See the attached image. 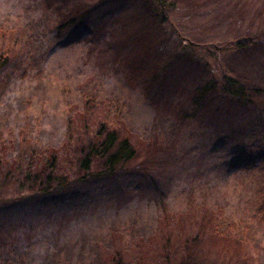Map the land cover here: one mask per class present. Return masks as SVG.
<instances>
[{"label":"rangeland","instance_id":"obj_1","mask_svg":"<svg viewBox=\"0 0 264 264\" xmlns=\"http://www.w3.org/2000/svg\"><path fill=\"white\" fill-rule=\"evenodd\" d=\"M89 1L97 0H69L59 11L58 0H0V51L22 56L0 76V175L14 184L3 200L28 194L16 190L28 174L80 177L74 143L101 125L131 143L135 162L159 164L49 205L36 198L4 208L0 264H264V127L251 109H227L231 99L194 103L205 82L218 92L239 73L264 88L260 50L254 63L235 60L238 43L261 44L264 0H161L179 7L155 57L140 19L129 24L131 9L96 24L95 36L64 29L71 42L58 43L74 3ZM123 37L129 50H111ZM183 46L194 60L174 57ZM255 101L264 105V96Z\"/></svg>","mask_w":264,"mask_h":264},{"label":"trees","instance_id":"obj_2","mask_svg":"<svg viewBox=\"0 0 264 264\" xmlns=\"http://www.w3.org/2000/svg\"><path fill=\"white\" fill-rule=\"evenodd\" d=\"M59 11L69 0H58ZM139 2L138 6H135V3ZM178 2H173L171 5H166L161 0H97L89 2L74 3L71 16L68 18V28H65L66 24H60L56 28V35L59 34L58 43L69 44L71 40L64 38L65 35L62 32L64 29H67V32H74L76 35H82L85 31L94 32L97 31L96 24H99L107 19H119L122 12L131 9L132 16L130 20L140 19L142 22V34L139 36L141 39H151V47L148 50V53L155 56H159V48L167 40L165 30L163 26L169 21V14L174 13L178 9ZM191 7V6H190ZM188 7V8H190ZM119 13V15H116ZM116 15V16H115ZM129 22L130 25L137 22ZM170 22V21H169ZM128 25L124 26L126 28ZM149 29V33L147 32ZM64 30V31H65ZM164 30V33H163ZM67 35V34H66ZM69 35V34H68ZM99 36L92 39L91 43L97 42ZM128 37H123L120 40L117 39L119 45L113 44L110 47L111 50L116 51L117 53L121 51L122 48H126V44L129 42ZM258 43L260 45L256 46L253 44L250 46H243L244 44L238 43L237 50H240V56H236L235 60L241 59L250 61L249 57L257 56L253 54L254 49L260 50L264 54V32L259 34ZM146 43V42H145ZM181 44V43H180ZM183 49V50H182ZM188 49V50H185ZM125 50H129L126 48ZM124 50V53H125ZM189 47L183 46L180 51H177L174 55H179L180 60L188 59L194 60L196 55L194 50L191 51ZM244 51V52H242ZM248 52V53H246ZM33 56V55H32ZM31 56V57H32ZM125 57V56H124ZM126 59L131 61L130 68L133 67V56H126ZM22 59V56L15 55L13 52H4L0 51V76L6 71L13 67L16 62ZM151 61V58H149ZM255 60H252L250 63H254ZM34 65V63L32 64ZM145 65L143 64V70ZM165 69H162V72H165ZM235 77L225 78V80L219 85L220 89L217 92L216 83L212 82L211 84H203L202 88L197 91V96L194 98V103L196 107L198 106H217L218 104H226L225 101H235L230 102V104L224 105L227 109H238V108H247L255 111L257 114L255 119V125L264 127V105L259 104L256 99L260 96H264V88L261 85L262 82H259L258 77L246 78L244 75L239 73ZM263 80V79H262ZM1 87V84H0ZM219 94V95H218ZM226 109V110H227ZM67 129L71 128L70 125ZM70 142H73L69 138ZM75 142V141H74ZM85 142V144H83ZM76 152L80 155L78 164L79 171L81 173L80 177L75 178L74 180L67 181L64 176L60 174H50L46 178H41L38 174L35 175H26L22 182L17 184V191L21 193L22 190H28V194L19 195L18 199L13 202H6L3 198H6V189L11 188L12 176L5 174L0 175V211L6 207L14 206L17 204L24 203L30 199H39L44 201L45 205L55 203L57 199L66 197L69 194H75L77 191L85 188L87 186H97L103 182H106L110 185L114 183V179L117 176H121L123 173H126L129 170L133 169L132 176L133 178L139 177L142 174L144 167L147 171L151 170V167H154L159 163L158 158L146 159L143 164L135 162L137 159V152L131 146V143L127 139H122L118 132L108 130L104 125H101L98 132L95 134L94 138H82L81 143L78 144ZM161 149L157 153V156L160 154ZM245 154V153H244ZM152 156V154H151ZM243 160L233 162L231 166H239L243 164ZM252 163V160L248 163ZM54 163V160L53 162ZM51 164L49 167H52ZM142 166V167H141ZM144 166V167H143ZM157 172L152 173L151 177L155 179ZM1 174V172H0ZM144 176L150 177L145 174ZM152 182H156L152 180ZM157 183V182H156ZM87 185V186H86ZM157 184H154L156 186ZM110 191V189L108 188ZM76 194H82L77 192ZM86 194L84 195V197ZM13 203L12 205L9 204ZM112 264H128L123 263L122 259L115 260ZM179 264H200L195 262V260L188 259V261L180 262Z\"/></svg>","mask_w":264,"mask_h":264}]
</instances>
